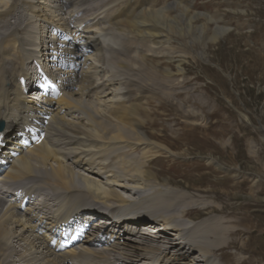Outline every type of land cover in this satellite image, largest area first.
Masks as SVG:
<instances>
[{
    "label": "bare ground",
    "instance_id": "6f19581e",
    "mask_svg": "<svg viewBox=\"0 0 264 264\" xmlns=\"http://www.w3.org/2000/svg\"><path fill=\"white\" fill-rule=\"evenodd\" d=\"M114 2L0 0V133L10 143L0 151V264H218L236 244V227L221 215L199 219L220 206L171 199L168 178L159 177L150 164L170 152L153 132L142 130L153 120L141 97L146 92L147 100H171V69L182 76L186 63L184 55L162 50V44L170 46L175 2ZM66 3L71 8L62 15ZM74 17L96 26L72 31ZM214 28L212 42L228 30ZM59 58L70 68L57 67ZM33 62L60 86L59 97L26 98L19 81L25 77L33 83ZM121 81L134 96L122 97ZM104 104L110 120L100 115ZM30 131L42 132L43 140L24 147ZM129 151L140 152V158ZM19 188L28 196L23 208L16 199ZM73 215L100 219L77 247L56 252L49 245L51 230ZM142 219L147 223L140 232L136 225Z\"/></svg>",
    "mask_w": 264,
    "mask_h": 264
},
{
    "label": "rangeland",
    "instance_id": "374dc122",
    "mask_svg": "<svg viewBox=\"0 0 264 264\" xmlns=\"http://www.w3.org/2000/svg\"><path fill=\"white\" fill-rule=\"evenodd\" d=\"M121 1L126 2L112 5ZM162 1L156 0L159 6ZM173 1L170 46L162 44V50L184 55L186 63L182 76L171 69V100H147L146 92L141 97L153 120L142 130L153 132L155 141L171 154L155 156L150 164L159 177L168 178L167 187L174 192L171 199H183L182 204L210 200L220 211L201 213L199 219L221 215L236 227L232 236L236 244L226 249L230 260L220 261L215 255L212 259L218 264H233V257L247 259L241 264H264V0H169ZM70 8L71 4H63L62 15ZM78 18H71L72 31L96 26ZM215 26L228 30L212 42ZM40 60L49 65L44 56ZM122 82V97L134 96L126 93ZM104 106L99 107L104 109L100 115L110 120ZM126 153L140 158L138 151ZM176 209L171 208L173 214Z\"/></svg>",
    "mask_w": 264,
    "mask_h": 264
},
{
    "label": "snow or ice",
    "instance_id": "6c2138e0",
    "mask_svg": "<svg viewBox=\"0 0 264 264\" xmlns=\"http://www.w3.org/2000/svg\"><path fill=\"white\" fill-rule=\"evenodd\" d=\"M66 39H68L67 37H65Z\"/></svg>",
    "mask_w": 264,
    "mask_h": 264
}]
</instances>
